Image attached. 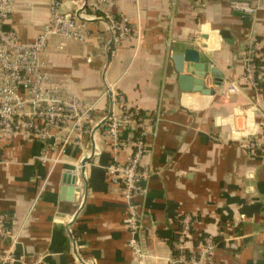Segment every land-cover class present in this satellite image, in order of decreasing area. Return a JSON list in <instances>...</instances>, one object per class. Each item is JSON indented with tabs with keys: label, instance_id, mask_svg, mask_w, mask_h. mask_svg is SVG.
<instances>
[{
	"label": "crops",
	"instance_id": "obj_1",
	"mask_svg": "<svg viewBox=\"0 0 264 264\" xmlns=\"http://www.w3.org/2000/svg\"><path fill=\"white\" fill-rule=\"evenodd\" d=\"M52 1L36 0V13L18 12L5 28L33 40ZM232 1L250 3L257 12L242 15ZM118 11L138 39L116 44L101 22L90 21L86 42L54 38L45 60L64 97L95 104L97 120L120 108L117 96L154 119L142 161L149 178L133 200L143 257L129 246V201L107 172L124 162L125 153L104 142L101 128L56 166L37 161L39 141L0 142V219L9 233L0 250L12 251L18 264H177L181 220L192 215L194 242L206 234L225 240L212 264H264V151L253 155L241 144L249 136L264 143V0H126ZM252 38L262 55L260 90L242 84L223 101V89L243 73ZM189 50L200 66L224 78L221 88L213 74L204 78L214 96L181 91L174 57ZM89 158L82 171L84 203L77 195L62 199L65 175Z\"/></svg>",
	"mask_w": 264,
	"mask_h": 264
},
{
	"label": "built area",
	"instance_id": "obj_2",
	"mask_svg": "<svg viewBox=\"0 0 264 264\" xmlns=\"http://www.w3.org/2000/svg\"><path fill=\"white\" fill-rule=\"evenodd\" d=\"M124 1L53 0L49 4V18L44 30L33 40H25L17 31L5 26L11 23L18 8L30 4L26 5L25 0H0V142H10L17 137L28 142L39 141L42 149L37 161L56 166L69 148L83 146L88 138L94 139L97 129L101 127L104 142L117 154L125 153L124 162L110 165L107 172L112 183L123 189L124 197L129 201L126 224L133 235L129 246L142 258L136 235L142 233L143 228L133 200L144 194V184L149 178L142 161L147 129L153 118L150 116L138 123L135 119L138 110L130 112L123 96H117L120 108L97 120L95 104L64 97L53 80L50 64L45 60L48 43L53 37L86 42L89 39L90 21L101 22L116 44L138 39L129 19L118 11L119 4ZM230 6L242 15L254 16L257 12L256 7L243 1H232ZM257 60L262 61V55L255 38H252L245 51L243 73L228 82L221 92V100H228L242 84H248L259 92L263 67L257 69ZM135 133H140V136L136 137ZM241 144L253 155L264 151V143L255 136L244 138ZM82 171L83 167L73 173L78 177L76 188L80 190L77 194L79 204L86 199V181ZM81 209L82 206L78 207L74 218ZM195 222L192 215L181 220L174 247L177 253L174 261L177 264L213 263L217 248L214 236L206 234L196 245L193 234ZM8 238L7 226L0 219V239ZM81 262L87 264L86 261ZM0 264H18V261L12 251L0 250Z\"/></svg>",
	"mask_w": 264,
	"mask_h": 264
},
{
	"label": "water",
	"instance_id": "obj_3",
	"mask_svg": "<svg viewBox=\"0 0 264 264\" xmlns=\"http://www.w3.org/2000/svg\"><path fill=\"white\" fill-rule=\"evenodd\" d=\"M226 36V35H225ZM108 53H110V45L108 47ZM174 60L177 63V70L180 74L179 76V84L181 91L185 93H199L204 96H214L216 93L213 90H209L205 87L204 78L208 73L213 74V79L215 82V86L222 87L224 78L219 75L220 73L217 70L212 68H204L199 65V56L193 50H189L186 52L185 56H175ZM185 64H188V72L195 73L199 78H193L189 75V73L185 72ZM205 71V72H204ZM198 72V73H197ZM112 113V110L109 111V114ZM101 128V127H100ZM92 157V156H91ZM90 161V158L83 161L82 167ZM76 174H66L64 178V186L61 190V198L67 199L71 201L74 199L75 195H77L80 190L76 188L77 182ZM85 187V198H86V190L88 189L87 182L84 183ZM67 232L70 234V238L73 239L71 235V229L68 227Z\"/></svg>",
	"mask_w": 264,
	"mask_h": 264
},
{
	"label": "trees",
	"instance_id": "obj_4",
	"mask_svg": "<svg viewBox=\"0 0 264 264\" xmlns=\"http://www.w3.org/2000/svg\"><path fill=\"white\" fill-rule=\"evenodd\" d=\"M256 66H257V69L260 70V68L263 67L262 61L261 60H257ZM129 111L130 112H134L135 109L134 108H129ZM137 112L138 113H137L135 119L137 120L138 123H141L143 120H145V119H147V118H149L151 116V115L146 114L145 112H141L140 110H138ZM151 118H153V117H151ZM152 121H154V119H152ZM135 136L136 137L140 136V133H135ZM204 236L205 235L200 236L198 239H196V243L195 244L197 245L198 243H200ZM214 241H215V245H216L217 248H223L225 246V240L221 236L214 237ZM174 256H177V253L175 251H174Z\"/></svg>",
	"mask_w": 264,
	"mask_h": 264
},
{
	"label": "rangeland",
	"instance_id": "obj_5",
	"mask_svg": "<svg viewBox=\"0 0 264 264\" xmlns=\"http://www.w3.org/2000/svg\"><path fill=\"white\" fill-rule=\"evenodd\" d=\"M26 1V5H28V4H30V6H26V7H24V8H18V11H17V13L18 12H23V11H26V12H30V14H34V13H36L37 12V10H38V6L35 4L36 3V0H25ZM29 7H31V8H29ZM73 8H75V7H73ZM48 18H49V7H48ZM48 21V20H47ZM46 24H47V22H46ZM45 24V25H46ZM45 25L43 26V28L41 29V31L42 30H44V27H45ZM40 31V32H41ZM39 32V33H40ZM57 38V37H56ZM52 39H54V37L53 38H51L50 39V41H49V43H48V47H49V44H50V42H51V40ZM48 49V48H47ZM46 53H47V51H46ZM46 56V55H45ZM137 110V109H136Z\"/></svg>",
	"mask_w": 264,
	"mask_h": 264
}]
</instances>
